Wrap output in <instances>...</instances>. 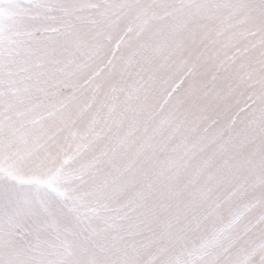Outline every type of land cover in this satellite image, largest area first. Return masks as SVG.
I'll return each mask as SVG.
<instances>
[{"label": "snow or ice", "instance_id": "1", "mask_svg": "<svg viewBox=\"0 0 264 264\" xmlns=\"http://www.w3.org/2000/svg\"><path fill=\"white\" fill-rule=\"evenodd\" d=\"M0 264H264V0H0Z\"/></svg>", "mask_w": 264, "mask_h": 264}]
</instances>
